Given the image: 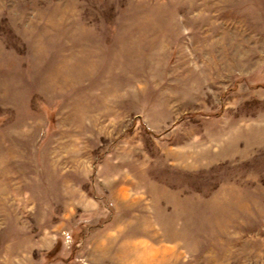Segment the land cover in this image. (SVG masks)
<instances>
[{"label": "rangeland", "instance_id": "rangeland-1", "mask_svg": "<svg viewBox=\"0 0 264 264\" xmlns=\"http://www.w3.org/2000/svg\"><path fill=\"white\" fill-rule=\"evenodd\" d=\"M141 241L264 264V0H0V264Z\"/></svg>", "mask_w": 264, "mask_h": 264}, {"label": "bare ground", "instance_id": "bare-ground-1", "mask_svg": "<svg viewBox=\"0 0 264 264\" xmlns=\"http://www.w3.org/2000/svg\"><path fill=\"white\" fill-rule=\"evenodd\" d=\"M135 202L136 201H134V203ZM133 243H132L131 247L133 248V250H135V251H133L134 252L133 254L135 255L134 261H136L135 263H137V264L153 263V262L159 263L160 257L163 258V257L167 256V257L172 259V258L178 256V253H177L178 249L175 246V244H164L161 247H158L156 249L154 246L150 247L148 242L146 243V242L141 241V242H133ZM131 247H129V249L127 248V250H125V248L123 249L125 255L133 256V254L130 250ZM121 251H122V249H121ZM163 259H165V258H163Z\"/></svg>", "mask_w": 264, "mask_h": 264}]
</instances>
